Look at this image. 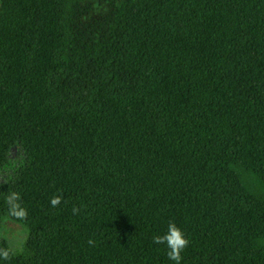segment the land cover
Listing matches in <instances>:
<instances>
[{"label": "trees", "instance_id": "16d2710c", "mask_svg": "<svg viewBox=\"0 0 264 264\" xmlns=\"http://www.w3.org/2000/svg\"><path fill=\"white\" fill-rule=\"evenodd\" d=\"M83 2L0 0V264H264V0Z\"/></svg>", "mask_w": 264, "mask_h": 264}, {"label": "rangeland", "instance_id": "374dc122", "mask_svg": "<svg viewBox=\"0 0 264 264\" xmlns=\"http://www.w3.org/2000/svg\"><path fill=\"white\" fill-rule=\"evenodd\" d=\"M136 1V0H133ZM140 1V0H137ZM126 0H122L120 3H118L117 6H114V3H111V0H84L83 7L88 8L89 11L87 14L84 15V18L82 16V20L85 21V18H108V15L110 12H113V10L118 11V7L122 8L125 4ZM115 23V20H114ZM112 25V24H110ZM76 28H72L71 34H70V45L68 46V50H66L65 56L70 57L71 53H78L77 44H79L78 40V32L75 30ZM85 31H88V26L86 25L83 27ZM111 28H107L102 35H100L98 43L102 44L104 42L102 36L108 35L109 37H112L114 35H109ZM79 56V55H78ZM5 174L0 172V184L3 183ZM28 237V231L25 227L19 226L18 224H15L11 222L10 220H7L6 218L3 219V226L0 231V243L4 242L9 250L13 253L20 252L23 248V245L25 244Z\"/></svg>", "mask_w": 264, "mask_h": 264}, {"label": "clouds", "instance_id": "9594fccd", "mask_svg": "<svg viewBox=\"0 0 264 264\" xmlns=\"http://www.w3.org/2000/svg\"><path fill=\"white\" fill-rule=\"evenodd\" d=\"M5 200L8 205V213L11 217L18 220H24L28 216L27 209L23 207L21 196L18 192H10L5 196ZM61 203V197L59 195L54 196L50 200L52 207H56ZM79 211L77 208H73V214ZM88 243L91 245L94 243L93 240H89ZM153 243L165 244L168 248L167 256L175 264H180L182 260L181 253L188 246V239L185 237L183 231L174 223L169 222L167 231L163 235H156L153 237ZM10 257V252L7 249L0 248V259L7 260Z\"/></svg>", "mask_w": 264, "mask_h": 264}]
</instances>
